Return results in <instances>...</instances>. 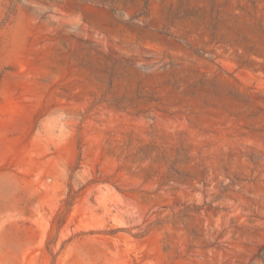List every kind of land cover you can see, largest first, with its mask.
<instances>
[{
    "label": "rangeland",
    "instance_id": "obj_1",
    "mask_svg": "<svg viewBox=\"0 0 264 264\" xmlns=\"http://www.w3.org/2000/svg\"><path fill=\"white\" fill-rule=\"evenodd\" d=\"M0 264H264V0H0Z\"/></svg>",
    "mask_w": 264,
    "mask_h": 264
}]
</instances>
